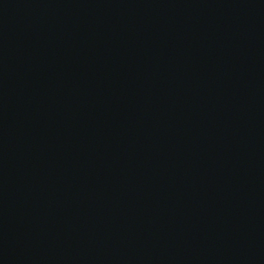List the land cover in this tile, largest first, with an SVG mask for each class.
Instances as JSON below:
<instances>
[{"label":"water","instance_id":"1","mask_svg":"<svg viewBox=\"0 0 264 264\" xmlns=\"http://www.w3.org/2000/svg\"><path fill=\"white\" fill-rule=\"evenodd\" d=\"M0 264H264V0H0Z\"/></svg>","mask_w":264,"mask_h":264}]
</instances>
